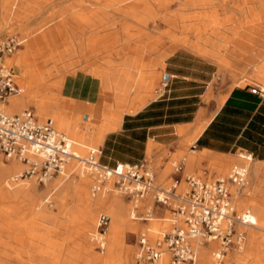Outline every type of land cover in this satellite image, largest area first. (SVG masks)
I'll return each mask as SVG.
<instances>
[{
	"label": "bare ground",
	"instance_id": "bare-ground-1",
	"mask_svg": "<svg viewBox=\"0 0 264 264\" xmlns=\"http://www.w3.org/2000/svg\"><path fill=\"white\" fill-rule=\"evenodd\" d=\"M34 1L0 0V32L6 27L15 29L24 26L25 23H30V21L33 23L32 19L38 16L37 10L36 12L30 11V3ZM61 1L64 2L65 0ZM173 1L77 0L80 6L78 9L72 10L73 8H68L69 6L67 5L66 7L64 6L58 9L57 14L48 15L43 21L37 22L32 27L33 29L30 31L29 37L26 39L22 38L23 42L26 40V48L18 51L16 49V53H13L12 56L7 54L2 59L0 58V63L4 62L10 66L16 65L20 69V72L18 74L16 73V77L19 78L21 85L20 92L7 99V102L3 105L5 110L8 113L22 111V109L24 110L33 105L36 113L42 119L45 117L46 119L50 118L54 124L58 123L61 125V129L67 133L65 135L70 136L69 139L73 142L74 150L77 153H86L88 148L102 143L105 134L121 122L124 113L136 112L148 100L155 97L153 90L154 82L148 76H153L154 68L157 64L162 68L164 67V60L165 58L167 59L169 53L178 47H183L185 50L187 48L193 54L195 53V55L197 54L202 56V58L209 59L208 61L215 62L219 66V69H225V66L218 63V58L236 35L238 29L245 27L244 24H246L241 21L231 22L233 18L229 9L234 13L254 12L252 17V20H254L253 23L258 22V19L262 18L261 15H258L259 13H255L256 10H264V0H180L179 7L172 9L169 6ZM249 1L250 3L254 2L253 4H246ZM49 2L52 1L49 0ZM232 2L234 4L233 6L230 5ZM178 10L184 11L182 17L188 18V20L185 19L188 22L181 27L180 36L174 30L177 27L175 23V28L171 27L169 30L161 33L159 38H153L157 18L174 25L173 21H176ZM221 11L223 17L219 16ZM136 14H139L138 22L140 26L135 34H131V32H127L129 22L126 21L136 16ZM148 21L152 22V26H154L152 29H149L147 26ZM249 22L251 23V21ZM71 25H78L80 30L78 47L82 59L79 62L76 61L69 67H58L56 69L58 77L56 76L55 78L51 76L53 74L51 70L54 66L48 67L45 70L30 68L29 64L32 58L30 59L29 56H35L43 44H49L51 46L54 40L60 41L61 30ZM249 25L247 24L246 26L248 27ZM118 26L123 31L121 33L122 36L115 35V37H112V41H110L109 31L116 29ZM119 28L118 30H120ZM221 28L226 32L225 37L222 35ZM192 31L196 35V40L194 41H191L189 37V33H192ZM92 32L97 34L102 32V34L94 37L86 36ZM205 33L208 36L207 38L205 37ZM164 35L165 37L168 35L170 38L169 52L165 51L161 53L154 58L155 60L153 58L147 59L146 52L154 50L160 38ZM117 43L121 45V47L115 50V55L118 57L112 59L109 57V53L113 49V45ZM98 45L100 47L97 49V52L106 53L105 51H107L108 54L106 56L104 55L106 59L102 63L95 65V63L87 61L86 58L92 57L95 51L94 49ZM68 54L71 55V51ZM79 63L82 66L81 68L85 69L89 74H92L95 67L101 68V91H109L113 96V102L105 103L103 110L102 108L95 109L92 107L90 111L91 118L88 122H91V119H95L96 127L93 130L88 125L72 126V120L62 113L63 109L70 107L73 102L72 98L62 93L63 83L68 74L75 72L73 69ZM230 71L234 77L238 76L232 70ZM29 79H33L34 82L29 83ZM246 80L248 81L247 78L242 77L241 79H236L234 84L242 85ZM224 97H221L219 101L221 102ZM106 109L107 111L111 110L113 114L111 118L104 117V110ZM207 122L208 119L199 117V120L193 125L192 132L183 139L182 143L186 145L194 144ZM56 124V129L62 132ZM79 131H83V135L80 138L77 136ZM203 159L207 160L209 166L216 168L223 175L224 173L226 174L225 171L230 164L236 163L234 164L236 166L231 167L229 173L227 172V176L233 169L246 171L244 167L238 166L237 164L249 163L248 172L251 181H257L261 171H264V163L254 160L248 153L240 152L237 155H224L205 150L196 153L194 149L190 150L187 157L188 168L193 167ZM22 166H24L23 169ZM24 170L25 165L20 160L12 158L8 162H5L0 158V215L8 216L9 212H11L10 205L4 204L5 202L19 201L22 206L26 205L24 207L29 209L27 213H30L31 210V215L34 219L53 223L56 219V214L46 208V204L54 202L48 201L47 197L42 198V194L46 190H39L37 184L30 179L33 177H19L18 180L13 181V178L20 176ZM77 176L80 179L78 178L76 180L71 177L72 180L68 181L65 187L63 186L64 188L62 187L60 192L56 194L59 193V198L64 192H68L74 198V207L77 209L76 217L78 216L82 224L80 234L83 242L81 244L86 248L88 230H93L89 234V239H92V235H95L98 230L97 211H105L109 214L110 221L105 233L101 237L102 248L106 252L103 255L105 259H102L101 262L108 264L110 263V259H115L116 264H131L127 259L128 249L124 237L127 229L136 228V223L131 220V217L135 215L134 211H136L132 202L124 199V194L114 188L112 181L107 182L108 184L104 190L99 189L93 192L92 185L94 184V180H92V177L90 178V175L81 171L78 172ZM221 177L226 176H219V178ZM61 179L63 180L62 182L67 180ZM56 180L58 181L59 179L56 177ZM49 184H46L47 188ZM59 187L61 185H57L53 190L50 189V193H54ZM235 188L237 192L241 190L237 187ZM109 189L113 190V192L107 193ZM254 190L257 194L262 195L264 193V181L257 183ZM147 199L151 200L150 198ZM246 203V198H242L238 204L244 206ZM246 207L248 210L242 211L249 212L252 223L246 224L240 222L237 224V230L246 234L248 245L254 246L257 244V247H254L251 251L256 250L258 252V259H261L264 254V235L257 231H252L249 228L264 231V204L260 203ZM171 217L170 215L168 223L153 219L150 228H148L150 237L156 236V233L161 228L169 229L171 227ZM259 224L260 226H258ZM209 244H214L210 250L212 257L209 255L207 245L200 244L197 247L198 264H238L243 261L244 254H238L237 251L243 252L244 247L241 245L242 243L239 247L234 246L237 249L236 251L233 250L234 252H229L226 255V252L222 254L223 257H226L223 263L218 262L221 259L216 257V252L220 249H215L216 241H211ZM9 250L8 245L0 244V264H28V259L30 260L32 258L21 253H11ZM86 250L89 251L92 260H97V264H99L98 259L100 255L92 252L88 245ZM247 250L250 251L249 248ZM247 250L244 251L247 252ZM166 259L168 263V254H164L160 260H156L152 264H165Z\"/></svg>",
	"mask_w": 264,
	"mask_h": 264
},
{
	"label": "built area",
	"instance_id": "built-area-1",
	"mask_svg": "<svg viewBox=\"0 0 264 264\" xmlns=\"http://www.w3.org/2000/svg\"><path fill=\"white\" fill-rule=\"evenodd\" d=\"M23 44L19 35L7 36L0 42V53L11 54ZM20 92L16 72L12 66L0 63V154L7 159L24 163L25 170L18 178L35 177L39 183L61 176L68 179L84 172L94 179L92 191L105 189L107 182L129 199L136 212L139 204L150 198L154 206L169 210L171 227L159 229L154 238L147 231L135 235L136 264H148L168 254L167 264H196L197 247L216 241L221 258L230 247H239L244 234L237 230L238 223H252L248 211H237L233 203L231 186L241 189L246 171L233 169L226 177L204 181L187 175L186 187L179 188L180 180L169 184L156 182L155 174L146 160L137 163L116 161L109 165L100 161L102 149L88 148L84 155L74 150L73 142L59 132L52 119L41 120L31 109L8 113L3 109L7 99ZM251 92L264 94V88L252 84ZM175 172L182 169L174 163ZM152 212L148 210L140 220L147 221ZM98 230L93 236L98 249L102 250V234L108 227L110 217L99 215Z\"/></svg>",
	"mask_w": 264,
	"mask_h": 264
},
{
	"label": "crops",
	"instance_id": "crops-1",
	"mask_svg": "<svg viewBox=\"0 0 264 264\" xmlns=\"http://www.w3.org/2000/svg\"><path fill=\"white\" fill-rule=\"evenodd\" d=\"M238 33L239 31L224 53L220 54L218 63L238 75L244 67L249 66L247 77L258 78L264 84V58L257 59L260 49L247 47L246 51L244 47L247 54H243L241 50L236 51ZM208 60L185 49L173 51L165 59L166 82L162 92L136 112L124 113L119 125L105 134L102 140L105 153L103 154L102 150L100 161L109 165L116 161H143L150 141L158 145L178 146L175 143L177 133L187 137L192 132L194 123L199 120L198 113L201 108L199 116L208 119V122L194 142L200 152L205 150L216 154L234 155L238 151H244L254 160L264 163V94L251 92L252 84H236L225 89L224 85H228L230 79L227 77L225 83H222L219 77L216 88L222 89L225 94L219 105H196L197 107L193 108L196 102L192 99L205 93L219 68L215 62ZM248 61L252 64L249 65ZM101 72V68L95 67L92 74L79 70L66 76L62 93L73 99L71 106L62 111L67 118L77 121L82 116V111L86 110L85 114L89 119L92 107L101 109L104 105L103 99L113 100L111 92L101 91ZM155 144L151 143L150 146ZM45 188L47 189V185L43 183L38 189L44 191ZM28 210L27 207L17 209L14 217H20ZM58 210L64 208L52 210L57 216V221L42 224L39 231L45 235L44 240L62 242L59 264H70L67 260H74L76 264H94L86 261L88 252L87 245L85 248L81 244V224L71 223L68 216L56 213ZM71 210L73 205L69 208V211ZM61 220L65 221L64 226L59 224ZM24 221L29 222L28 219ZM32 231L30 224L17 230L14 235L27 242L32 239ZM0 232L6 236L1 226ZM11 241L16 244V240Z\"/></svg>",
	"mask_w": 264,
	"mask_h": 264
},
{
	"label": "rangeland",
	"instance_id": "rangeland-1",
	"mask_svg": "<svg viewBox=\"0 0 264 264\" xmlns=\"http://www.w3.org/2000/svg\"><path fill=\"white\" fill-rule=\"evenodd\" d=\"M52 2H49V0H38V1H34L33 3H30V11L31 12H36L38 13V16H35L32 21L33 23L30 21L28 23H25L24 26H21L20 28H15V29H11V27H6L4 28L3 31L0 32V42L2 40H4L7 36L10 35H19L21 36V38H28L30 31L33 29L32 27H34V24H36L37 22H41L43 21L48 15L51 14H57L58 9L63 8L64 6L66 7L67 5L69 6L68 8H73L72 10H76L78 9L80 6L77 3V0H65L64 2L61 0H51ZM54 1V2H53ZM61 1V2H60ZM180 0H174L171 4H170V8L175 9L179 7V2ZM63 2V3H62ZM237 2V1H236ZM254 2V1H253ZM253 2L250 3V1L246 4H253ZM54 4V5H53ZM51 5V6H50ZM231 6H233V2L230 4ZM229 5V6H230ZM229 9V8H228ZM230 10V14L233 18V20L231 22H235V21H241V22H245L246 24L245 27H240L238 29L239 33L238 36L236 38V51H240L243 52V54H247V47L248 48H258L260 49V54L257 55V59H263L264 58V10H256L255 13H259L258 15H261L262 18L258 19V22H254V20H252L253 18V14L254 12H245V13H241V12H232L231 9ZM177 13V17H176V21L174 20L173 23L174 25L170 24V22L165 21L163 19H159L157 18V24H156V29H154V37L153 38H159L160 34L169 30L171 27L175 28V23H176V29L175 32L177 33L178 36H180V31H181V27L186 24V20H188V18L186 17H182V13L184 11H180ZM189 15V14H187ZM220 17H223V13L222 11L220 12ZM138 18H139V14H136V16L129 18L126 22H129V27L127 29V32H131V34H135L138 29H139V22H138ZM186 19V20H185ZM251 21V23L249 22ZM249 22V23H248ZM231 23V24H233ZM23 24V23H22ZM247 24H250L248 27L246 26ZM152 22L148 21L147 22V26L149 27V29H152L154 26H152ZM23 28V29H22ZM119 26L116 29H112L109 31V40L112 41V37L122 36L121 33H123L122 29L119 28L120 30H118ZM18 29V30H17ZM157 30V32H156ZM221 31L223 32L222 35L223 37H225L226 32L224 31L223 28H221ZM79 28L78 25H71L70 27H67L65 29L61 30V34H60V41H55L51 44V46L48 44H43L40 46L38 52L35 54V56L30 55L29 58L31 59V62L29 64L30 68H37V69H41V70H45L48 67L54 66L52 67V77H58L57 71L56 69L59 67L63 68V67H69L70 65H72L73 63H75L76 61L79 62L80 59H82V57L80 56L81 53L79 52V47H78V35H79ZM159 32V33H158ZM225 32V33H224ZM2 33V34H1ZM116 33V34H115ZM101 33L97 34V33H88L86 36L87 37H94V36H98L101 35ZM39 35V34H38ZM241 35V36H240ZM189 37L191 39V41L196 40V35L195 33L192 31V33H189ZM205 37L207 38V34L205 33ZM149 41V40H148ZM26 44V40L23 42V44L17 48V51L20 49H24ZM119 45V46H118ZM113 49L110 51L109 53V57L114 59L115 57L117 58L118 56L115 55V50L118 47H121V45L119 43L113 45ZM99 45L98 47H96L94 50V54L92 55V57H88L86 58L87 61L91 62V63H95V65H98L100 63H102L106 58L105 56L108 54L107 51H105L106 53H100V51L97 52V49H99ZM170 47V38L168 37V35H165L163 37L160 38L158 44L156 45L155 49L149 52H146V58L147 59H154L156 56L160 55L161 53L168 51V48ZM244 47L246 48V51H244ZM178 49H185V48H181L178 47L175 50ZM186 50L192 52L191 50L187 49ZM71 51V55L68 54V52ZM162 51V52H161ZM172 51V52H173ZM171 52V53H172ZM13 53H16L15 51ZM13 53H11L10 55L12 56ZM169 53L167 55V57L171 54ZM224 53V51L221 52V54ZM100 54V56H98ZM5 55L7 54H1L0 53V58L2 59ZM102 55V56H101ZM105 55V56H104ZM98 56V57H97ZM153 56V57H152ZM96 57V58H95ZM59 58V59H58ZM166 59V58H165ZM155 60V59H154ZM115 63V62H114ZM249 65L252 64V62L250 63L249 61L247 62ZM86 64V62H85ZM10 66V65H9ZM12 66V65H11ZM15 70V72L18 74L20 72V69L16 66L13 65L12 66ZM82 66L79 65L74 67V71H79L81 70ZM85 70V69H82ZM86 71V70H85ZM249 66L244 67L243 71H240L241 73L239 75H244V77H247L248 72H249ZM165 60H164V67H160V65H156V67L154 68V74L153 76H148V78L152 79L154 84H153V90L155 93V97L156 98L163 89V85L165 84L166 80L164 78V74H165ZM60 75V74H59ZM236 76L234 77L231 74V71L228 68H222V69H217V72L212 80V82H210L208 84V87L205 91V93L201 96H199L198 98H193L192 100L196 102V104L193 106V108L195 109V107L197 106H201V105H208L211 104V106L213 107V105L217 106L219 105L220 101L219 99L223 96H225L224 92L222 91V89H217L216 88V81L218 80V78L220 77V81L222 83H225V79L228 77L230 79V83L227 85L225 84V89H229L231 87H233L235 84L236 79H241L242 76ZM248 78V77H247ZM17 81L18 84L20 85L19 82V78L17 77ZM28 82H34L33 79H29ZM245 84H256L259 85L260 87L264 88V84L262 83V81L258 78H248V81L246 80L242 85ZM21 86V85H20ZM104 93V92H102ZM12 97V96H11ZM154 98H151L150 100H148L144 106L152 101ZM112 103V101H105L104 99L102 100V103ZM197 105V106H196ZM103 106V105H102ZM3 109L5 110L4 106H2ZM25 109H31L34 111V113L38 116V114L36 113V110L34 108L33 105L25 108ZM104 109V107H102V110ZM23 110V109H22ZM201 108H199V113H200ZM6 111V110H5ZM86 110L82 111V116H80L78 118L77 121H72V126L76 125V126H81V125H88L90 129H95V119H91V122H88V120L91 118V116L89 117V119L87 118V115L85 114ZM104 117L106 118H111L112 117V113L111 110H104ZM8 112V111H6ZM16 112H20V111H16ZM9 113H15V112H9ZM198 113V118L200 117ZM39 119L41 120H45L46 117L44 119H42L40 116H38ZM56 124V123H55ZM119 125V124H118ZM56 126L59 128V130H61L62 132H64V134L66 133L63 129H61V125H59L58 123L56 124ZM67 134V133H66ZM178 134V138L176 140L175 143L178 144V146H164V145H158L155 144L154 142L150 141L149 142V146H148V150L146 152V156L145 159L148 163V165L150 166V168L153 170L154 174H155V178H156V182L160 183V184H169L171 182H173L174 180H180L179 183V188L181 190H183L185 188V178L187 175H193L196 176L204 181H212L215 180L216 178H219V176H227V174L229 173L231 167L236 166L233 164H230L227 169H226V174L224 173L221 174L216 168L209 166V162L205 159L201 160L198 164L194 165L191 168H188L187 166V157L188 154L190 152L191 149H194L196 151V153H200V151L198 150V148L195 146V143L192 145H186L183 144L182 141L185 138V135ZM83 135V131H79L77 133L78 138H80ZM68 138L70 137L69 135H66ZM153 143L155 145H151L150 144ZM94 148H100L103 150V154L104 152V148H103V142L99 145L93 146ZM240 152H244V151H238L237 153H235L234 155L239 154ZM245 153V152H244ZM80 154V153H79ZM85 153H81V155H84ZM0 158L1 160L8 162L9 160L7 158H5L2 154H0ZM142 161V160H141ZM122 162V161H119ZM138 162V161H137ZM134 162V163H137ZM140 162V161H139ZM125 163H130V162H125ZM174 163L177 165H181L182 169L179 172H175V167H174ZM252 163V162H251ZM238 166H242L246 169V180L244 182L243 187L241 188V190L239 192H237L236 188L234 186L231 187V190L233 192V202L235 205V208L237 211H242V210H248L246 206H253L256 204H264V193L262 195L257 194L255 192V188H256V184L257 183H262L264 181V171H261L257 181H251L249 179V172H248V166L250 165L249 163H239L237 164ZM24 168V166H22V169ZM21 169V170H22ZM228 172V173H227ZM54 178L48 180L47 182H45V184H49L48 188L46 189V191L42 194V198L47 197L48 201L54 202V203H47V207L50 211H52L53 209L56 208H61L63 207L64 210L61 211H57L56 213L60 214L61 216H68L69 220L71 223L74 222H79L81 224V220L78 218V216L76 217V212L77 209L74 207L75 201L74 198L72 196L69 195L68 192H64L62 194L61 197L58 198V194H56L57 192H60V190L62 189V187H65V184L68 183V181L72 180V178L78 180V178L80 179V177L78 176H72V178H68L66 181L62 182L63 180L61 179L62 177L60 176H54ZM57 179H61L59 182L56 180ZM77 177V178H76ZM88 177V176H87ZM91 178V176H89ZM33 180V182L35 184H37L38 188L43 186V183H39L35 177L30 178ZM92 180H94L92 178ZM56 181V182H55ZM56 185H55V184ZM64 184V185H63ZM57 185H61V187H59V189L55 190L54 193H50L51 190L55 189V187ZM63 187V188H64ZM51 189V190H50ZM48 190V191H47ZM104 190V188H103ZM113 190L107 191V193H112ZM242 198H246V204L244 206L238 204L240 202V200ZM57 199H59V201H57ZM124 199L126 201H130L129 199H127L124 196ZM74 202V203H73ZM131 202V201H130ZM129 203V202H128ZM4 204L6 205H10L11 207V212H9L8 216H3L0 215V226L3 230H5L6 232V236L3 235V233L1 234L0 232V244H5L8 245L10 250L9 252L11 253H21V254H25L26 256H31L30 260L28 259V264H59L60 262V250L62 249V242L58 243L56 241L53 240H44V234H42L39 229L42 228V224L47 223V221H43V220H37L34 219L32 217V213L30 210V213H24L22 216L20 217H14V212L17 209H22V208H26L24 206H22L20 204L19 201H7ZM73 205V210L69 211L70 206ZM148 210L150 212H152L151 214V218L147 221L144 220H140V218H138L139 216H145L146 212H148ZM98 213H96L97 216V220L99 223V215L101 213L107 214L109 215L107 212L102 211V210H98ZM135 212V215L131 217V220L136 223V228L135 229H127L125 232V237H124V241L126 243V247L128 249L127 252V259L128 261H130L131 264H136L135 259H134V254L137 248L136 245V238L135 235H137L138 233L142 232V231H147L148 232V228H150L151 224H152V220L153 219H157L159 221L162 222H169V218H170V212L169 210L159 207V206H154L153 201L146 199L143 200V202H141L139 208L137 209V212ZM69 213V214H68ZM110 217V216H109ZM28 219V221L30 222H25L24 220ZM57 221V216L56 219L54 220V222ZM30 224H32L33 227V231H32V239L25 242L23 238H18L15 237L14 233L18 230H20V228H24L25 226H29ZM59 224L61 226L65 225V221L63 222L62 220L59 221ZM260 226V224L258 225ZM82 227V224H81ZM252 231H257L261 234L264 235V231L260 230V229H256V228H249ZM91 230H88L89 232H87L88 235V240H87V245L88 247L92 250V252H94L97 255H100L99 260V264H103L100 263V261L103 258V255L106 253L104 252L105 250H100L98 249L97 243L94 242L93 240V236L92 235V239H89V234L91 233ZM242 230H244V228H242ZM82 230H80L81 233ZM93 231V230H92ZM245 232V231H244ZM95 234V233H94ZM149 234V233H148ZM14 237V238H13ZM155 237V236H154ZM151 237V238H154ZM244 242L241 244L244 249L243 252L239 250H237L234 247H230L229 250L226 251L225 255L228 254L229 252H234V251H238V254H244V258L242 262H239L238 264H264V254L262 255L261 259L257 257L258 252L256 250L251 251L254 247H257V244H255L254 246H250L248 245V239L246 238V234L244 233ZM11 239L16 240V244H14L13 241H11ZM105 243V242H104ZM208 243H204L205 245H207V249L209 252V255L212 257L211 255V248L214 246V244H209ZM220 243L216 242L215 244V249H219ZM250 249V251H248L247 249ZM106 249V247H105ZM259 249V248H258ZM234 250V251H233ZM247 250V252L245 251ZM88 252V256L86 258L87 263H93L97 264V260L93 261L92 260V256L90 255L89 251ZM219 259V258H218ZM221 260H219L218 262L223 263L224 260L226 259V257H221ZM223 260V261H222ZM70 264H76L74 260H67ZM110 263L108 264H114L115 263V259H110L109 260ZM154 262L148 263V264H152ZM167 264V259H166V263ZM196 264H198V257H197V261Z\"/></svg>",
	"mask_w": 264,
	"mask_h": 264
}]
</instances>
